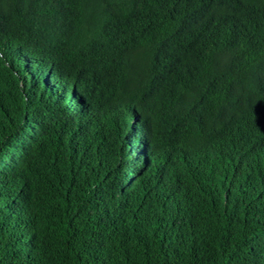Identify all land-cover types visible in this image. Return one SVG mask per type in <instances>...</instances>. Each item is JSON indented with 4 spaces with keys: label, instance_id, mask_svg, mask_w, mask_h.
Segmentation results:
<instances>
[{
    "label": "trees",
    "instance_id": "obj_1",
    "mask_svg": "<svg viewBox=\"0 0 264 264\" xmlns=\"http://www.w3.org/2000/svg\"><path fill=\"white\" fill-rule=\"evenodd\" d=\"M0 264H264V0H0Z\"/></svg>",
    "mask_w": 264,
    "mask_h": 264
}]
</instances>
